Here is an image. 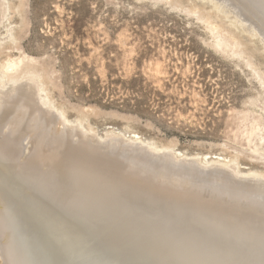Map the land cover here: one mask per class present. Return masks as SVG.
<instances>
[{"label":"bare ground","instance_id":"1","mask_svg":"<svg viewBox=\"0 0 264 264\" xmlns=\"http://www.w3.org/2000/svg\"><path fill=\"white\" fill-rule=\"evenodd\" d=\"M223 2L264 40V0ZM7 3L0 0V25L10 20ZM200 18L215 47L241 55L232 33ZM12 26L5 25L0 38V136L9 128L10 142L0 138V256L6 264H264L261 174L230 173L232 163L222 156L170 153L136 133L110 130L107 140L82 123L81 129L76 122L67 126L65 112L47 96L42 59L18 45ZM35 130L38 147L24 153L22 138ZM242 130L264 160V121L254 118ZM256 210L262 215L255 217Z\"/></svg>","mask_w":264,"mask_h":264},{"label":"rangeland","instance_id":"2","mask_svg":"<svg viewBox=\"0 0 264 264\" xmlns=\"http://www.w3.org/2000/svg\"><path fill=\"white\" fill-rule=\"evenodd\" d=\"M21 1L17 13L18 0H8L10 20L1 23L0 38L10 22L18 45L42 59L47 96L65 112L67 126L82 123L107 140L110 130L136 133L170 153L222 156L232 163L230 173L264 177V160L242 132L254 118L264 121V40L223 0ZM200 16L232 33L241 55L215 47ZM4 134L1 141H8ZM38 136L35 130L22 138L24 153L38 147Z\"/></svg>","mask_w":264,"mask_h":264},{"label":"water","instance_id":"3","mask_svg":"<svg viewBox=\"0 0 264 264\" xmlns=\"http://www.w3.org/2000/svg\"><path fill=\"white\" fill-rule=\"evenodd\" d=\"M130 178V177H129ZM131 179V178H130ZM240 216V215H239Z\"/></svg>","mask_w":264,"mask_h":264}]
</instances>
